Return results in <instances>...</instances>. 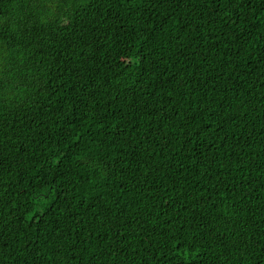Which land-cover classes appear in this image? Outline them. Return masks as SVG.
Wrapping results in <instances>:
<instances>
[{
  "label": "trees",
  "instance_id": "1",
  "mask_svg": "<svg viewBox=\"0 0 264 264\" xmlns=\"http://www.w3.org/2000/svg\"><path fill=\"white\" fill-rule=\"evenodd\" d=\"M0 264H264V0H0Z\"/></svg>",
  "mask_w": 264,
  "mask_h": 264
}]
</instances>
